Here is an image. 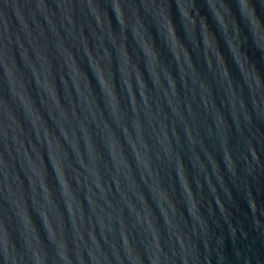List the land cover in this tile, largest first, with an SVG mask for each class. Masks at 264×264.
Masks as SVG:
<instances>
[{
  "label": "water",
  "instance_id": "obj_1",
  "mask_svg": "<svg viewBox=\"0 0 264 264\" xmlns=\"http://www.w3.org/2000/svg\"><path fill=\"white\" fill-rule=\"evenodd\" d=\"M0 264H264V0H0Z\"/></svg>",
  "mask_w": 264,
  "mask_h": 264
}]
</instances>
